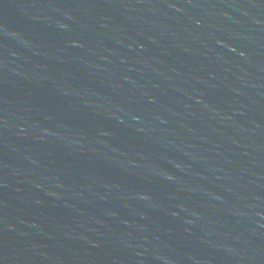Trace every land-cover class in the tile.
<instances>
[{"label":"water","instance_id":"obj_1","mask_svg":"<svg viewBox=\"0 0 264 264\" xmlns=\"http://www.w3.org/2000/svg\"><path fill=\"white\" fill-rule=\"evenodd\" d=\"M0 264H264V0H0Z\"/></svg>","mask_w":264,"mask_h":264}]
</instances>
